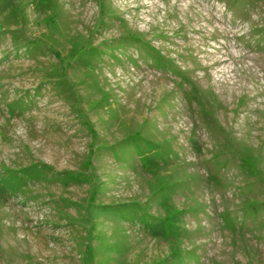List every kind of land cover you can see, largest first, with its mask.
I'll use <instances>...</instances> for the list:
<instances>
[{
    "label": "rangeland",
    "instance_id": "obj_1",
    "mask_svg": "<svg viewBox=\"0 0 264 264\" xmlns=\"http://www.w3.org/2000/svg\"><path fill=\"white\" fill-rule=\"evenodd\" d=\"M0 264H264V0H0Z\"/></svg>",
    "mask_w": 264,
    "mask_h": 264
}]
</instances>
